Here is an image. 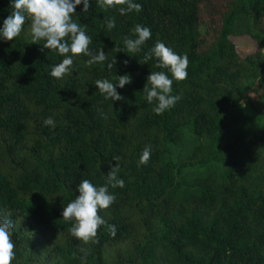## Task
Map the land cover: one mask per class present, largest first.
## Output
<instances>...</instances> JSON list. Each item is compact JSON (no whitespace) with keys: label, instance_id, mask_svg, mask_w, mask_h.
I'll use <instances>...</instances> for the list:
<instances>
[{"label":"trees","instance_id":"trees-1","mask_svg":"<svg viewBox=\"0 0 264 264\" xmlns=\"http://www.w3.org/2000/svg\"><path fill=\"white\" fill-rule=\"evenodd\" d=\"M137 2L124 16L95 0L89 13L76 9L93 51L115 57L111 72L81 57L72 75L51 78L62 58L32 44L27 20L20 37L0 41V216L15 222L14 264H264V0ZM12 11L0 0V26ZM136 24L152 37L130 57L120 51ZM234 38L257 50L240 54ZM156 40L188 57L187 78L173 83L180 99L161 115L142 93L161 69L139 63ZM126 73L132 83L112 109L94 81ZM250 95L252 116L241 107ZM146 145L150 160L137 166ZM114 156L125 184L99 214L116 233L102 227L86 244L61 212L81 179L104 184Z\"/></svg>","mask_w":264,"mask_h":264},{"label":"clouds","instance_id":"clouds-1","mask_svg":"<svg viewBox=\"0 0 264 264\" xmlns=\"http://www.w3.org/2000/svg\"><path fill=\"white\" fill-rule=\"evenodd\" d=\"M12 14L5 18L0 26V41H14L25 31V22L28 21L32 44H40L43 49L49 50L62 59L59 63L50 65L48 75L59 81L74 73V62L78 58L87 57L86 65L100 64L109 72L117 61L112 58L107 60V54L103 47L93 49L90 47L92 38L86 33L84 26L78 23L74 17L77 7L82 6L81 14L89 13L93 0H9ZM97 7L112 9L121 16L133 11L139 12L141 5L137 0H95ZM105 25L108 31L115 28L114 18H106ZM131 38H123V49L120 52L132 53L130 57L142 52L147 42L152 37L151 29L142 24H136L130 30ZM42 42V43H41ZM129 56V55H128ZM155 58L154 67L159 71H150L146 77V83L142 90L144 100L152 105V112L161 115L171 110L179 101L180 96L173 94V83L187 78L188 57L176 53L172 48L160 40L143 55L141 64H148ZM127 65V61H124ZM132 83L130 74L115 76V81L108 78L97 79L94 85L105 101H111L110 107L116 101L123 99L117 88L123 89ZM105 119L107 115L101 114ZM43 125L51 129L55 128V122L51 116L43 120ZM152 147L146 145L140 153L138 165H146L150 160ZM115 166L104 175L105 182L102 185L93 184L89 179H81L76 185L75 198L63 206L61 216L70 222L68 232L77 240L84 243H95L98 229L106 227L111 235H115L116 226L108 224L105 218L99 214L114 204L116 195L110 189H122L123 178L119 177L117 169L118 156L112 158ZM15 230V222L10 216H0V264H14L16 252L12 239ZM84 252L83 249H81ZM86 255V253H85ZM83 259V257H82Z\"/></svg>","mask_w":264,"mask_h":264},{"label":"rangeland","instance_id":"rangeland-1","mask_svg":"<svg viewBox=\"0 0 264 264\" xmlns=\"http://www.w3.org/2000/svg\"><path fill=\"white\" fill-rule=\"evenodd\" d=\"M233 41L237 47L238 52L242 55L252 54L257 50L256 43H254L251 39L234 38ZM256 100L257 98L255 96L250 95L245 97L241 103V107L250 116L254 115L255 113L254 109L252 108V103Z\"/></svg>","mask_w":264,"mask_h":264}]
</instances>
